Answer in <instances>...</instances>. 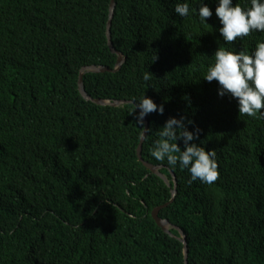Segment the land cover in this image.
Here are the masks:
<instances>
[{"label":"trees","instance_id":"16d2710c","mask_svg":"<svg viewBox=\"0 0 264 264\" xmlns=\"http://www.w3.org/2000/svg\"><path fill=\"white\" fill-rule=\"evenodd\" d=\"M115 2L112 42L126 61L84 86L93 99L131 102L120 107L86 101L78 85L84 67L116 68L111 0H0V264H185L179 234L151 218L171 196L138 158L145 129L131 112L144 94L164 113L148 115L142 158L171 188L176 178L159 217L185 233L188 263L264 264V117L239 115L203 79L218 47L251 54L264 33L225 44L216 0H204L208 24L192 11L199 0ZM184 2L181 18L173 8ZM181 116L216 153L212 184H189L187 170L150 155L159 128Z\"/></svg>","mask_w":264,"mask_h":264},{"label":"clouds","instance_id":"9594fccd","mask_svg":"<svg viewBox=\"0 0 264 264\" xmlns=\"http://www.w3.org/2000/svg\"><path fill=\"white\" fill-rule=\"evenodd\" d=\"M173 11L185 18L190 12L189 4L176 3ZM192 11L201 24H208L207 18L213 16L212 9L204 0H199L198 8ZM215 15L222 25L218 31L225 44H233L252 32L264 33V0H250V6L247 7L234 4L233 0H216ZM212 57L214 63L207 67L203 79L218 83L219 96L228 95L235 99L239 115L264 117V41H258L251 54L245 50L229 51L218 47ZM156 59L155 56L153 61ZM151 76L147 72L143 75V80L147 82ZM134 104L131 113H136V122L143 129L146 116L153 112L160 115L164 113V106L157 105L145 94L134 101ZM189 124L193 125L191 131ZM199 135L200 130L194 126L193 121L186 124L183 116L170 117L159 128L158 138L153 141L150 155L156 161H166L172 169L178 165L181 170H187L190 174L187 181L189 184L197 180L212 184L218 178L216 153L193 142ZM178 141L182 142L183 147Z\"/></svg>","mask_w":264,"mask_h":264},{"label":"water","instance_id":"95a60500","mask_svg":"<svg viewBox=\"0 0 264 264\" xmlns=\"http://www.w3.org/2000/svg\"><path fill=\"white\" fill-rule=\"evenodd\" d=\"M115 9H116V2L115 0H111L110 3V9H109V19H108V23H107V29H106V35H107V40H108V45L109 48L111 50V52L113 54H115L117 56V64H116V68L115 69H110L108 67L105 66H89V67H84L81 69L80 71V77H79V91L82 95V97L86 100V101H90L93 102L97 105L100 106H110V107H120L124 104H130L131 102H127V101H115V102H109V101H105V100H98V99H93L92 97H90L88 95V93L85 90V86H84V76L88 73H97V74H103V73H115L118 72L122 66L124 65L126 59L125 57L122 55V53H120L119 51H117L113 45L112 42V34H111V30H112V23H113V19H114V15H115ZM138 111V109H137ZM145 123V129L143 132V136L141 138V142L138 148V158L139 160L144 164V166L146 168H148V170L150 171L151 175L159 178L161 181H163V183L170 189V196H171V201L169 204H172V202L174 201L176 194H177V183H176V178L173 175L172 172H169V175L171 177V181H172V188L170 187L168 181L166 180V178L161 175V170H163V167H155L153 166V164H150L146 161L143 160L142 158V150H143V144L146 140L147 134H148V130H149V118L148 116L145 117L144 120ZM165 205L163 207L157 208L155 210L152 211L151 213V218H153V220L155 221V223L157 224V226L168 236L170 237H174V235L172 234V231H176L179 236L180 239L179 241L182 243V245L184 246V255H185V264H189L188 263V255H189V250H188V241H187V237L185 235V233L180 230L178 227L173 226L169 221L167 220H162L159 215H160V211L163 209H166L168 207V205Z\"/></svg>","mask_w":264,"mask_h":264}]
</instances>
